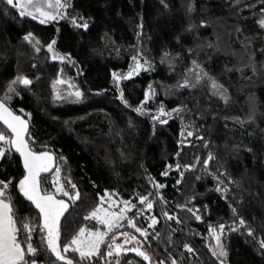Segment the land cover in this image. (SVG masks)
Instances as JSON below:
<instances>
[{
	"label": "trees",
	"instance_id": "obj_1",
	"mask_svg": "<svg viewBox=\"0 0 264 264\" xmlns=\"http://www.w3.org/2000/svg\"><path fill=\"white\" fill-rule=\"evenodd\" d=\"M41 20L0 0V93L16 75L30 81L5 103L26 117L29 147L53 151L61 184L79 198L58 194L67 199L66 259L37 227L29 264H222L210 245L219 225L225 264H264V0H71L67 17ZM57 77L80 95H55ZM22 172L14 148L0 158L17 227L39 226V210L17 190ZM51 172L40 174L42 190L53 191ZM104 190L140 209L147 197L156 223L137 215L146 236L124 224L82 259L67 243L81 226H99L86 217ZM123 233L148 260L133 248L108 255Z\"/></svg>",
	"mask_w": 264,
	"mask_h": 264
},
{
	"label": "snow or ice",
	"instance_id": "obj_2",
	"mask_svg": "<svg viewBox=\"0 0 264 264\" xmlns=\"http://www.w3.org/2000/svg\"><path fill=\"white\" fill-rule=\"evenodd\" d=\"M8 5L22 9L20 15H33L32 12L27 11L28 7L32 5V0H17L14 3V0H6ZM56 7H62L60 0H55ZM51 6V4H49ZM36 12L45 19L41 20V23H44L46 19H54L50 13L42 11L40 8H36ZM264 23V22H262ZM87 27V25H84ZM31 34H29L30 36ZM29 36H26L25 39H29ZM52 45H49L51 49ZM21 83L27 85L30 83L27 79L20 80ZM15 83V82H14ZM77 96L80 95L79 92L76 93ZM9 99L6 95L3 98H0V121H3L4 125L7 126V129L10 130L11 136L4 131L0 130V142L8 145L7 149L0 148V158H3L6 152L10 153L12 148L23 157L24 168L26 174L23 179L19 181V191L20 193L29 201H31L35 207L39 210L40 219L42 224L37 226L34 221L24 222L20 228L17 227V221L14 218L15 212L11 203L5 202V193L9 188V185L12 181H0V264H29L26 259V255H35L37 249L33 247L32 243V233L36 231L37 227L41 232L46 231V235L43 237V240L46 241L47 248L55 254L58 260H65V256L62 255L61 249L59 248V238H60V217L64 214V210L67 208V205L63 200H57L52 195H41L40 189V174L42 172L49 171V164L47 162L52 160V157L47 152L35 153L33 152L28 142L25 140V135L28 132V123L25 120H22L19 116L13 114L5 107V102ZM211 159V157H209ZM56 172L59 173L60 169L57 167ZM72 189H75V185L68 182ZM162 187V186H160ZM58 192H61L64 196H69L71 200H76L79 198V193L70 196L69 191H66L64 186L61 185L57 188ZM109 195L106 193V196ZM103 199V198H102ZM10 200V198H9ZM141 202L146 203L147 208L151 209L152 204L148 201L147 197H141ZM128 204L127 201L124 202ZM133 207H135L133 205ZM104 211L105 216L103 218L98 217V213ZM126 209H121L120 214H113L107 212V210L97 208L92 213H90L87 218H96L99 223L104 225L107 228V231L101 232L97 231L95 233H89L90 239L87 241L78 240L74 237L71 241L72 245H77L73 251H78L81 258H87L91 256L93 252L98 251L100 245L104 242V237L108 235V232H111L114 228H120L123 225L121 221L124 220V212ZM167 215V213H165ZM128 225L135 228V224L131 219L127 221ZM156 221L153 219V224ZM243 223V221H241ZM223 228V225L220 226ZM137 232H140L141 235L146 236V231H142L140 228H136ZM21 232L24 233L22 239H18L21 235ZM85 232L84 228L80 229V234ZM127 236V233H123ZM218 239V238H217ZM115 237H113V241ZM26 245V247H25ZM87 247V251L83 248ZM264 246V245H262ZM112 245H109L111 248ZM187 247V245L185 246ZM116 248L119 250L120 245H116ZM137 252V255L142 256L145 260L149 259V256L139 249H133ZM191 251V249H189ZM64 252L68 251V247L65 246L63 249ZM111 255V252L108 253ZM220 255H226V253L221 250ZM31 264H36L35 260ZM66 264H72L71 260H67ZM162 264V262H161ZM175 264V261H173Z\"/></svg>",
	"mask_w": 264,
	"mask_h": 264
},
{
	"label": "rangeland",
	"instance_id": "obj_3",
	"mask_svg": "<svg viewBox=\"0 0 264 264\" xmlns=\"http://www.w3.org/2000/svg\"><path fill=\"white\" fill-rule=\"evenodd\" d=\"M71 0H60L62 7H56L55 5V0H32V5L28 7L27 11L32 12L33 15H29L31 17H34L36 19H44V17L40 16L38 12H36V8H40L42 11H46L50 13L52 16L55 18H65L68 15V6L70 4ZM17 0H14V3H16ZM51 4V6H49ZM17 8V7H16ZM18 11L20 12L22 9L17 8ZM29 36L28 34L25 35ZM51 45L50 43L47 44L49 47ZM50 49V48H49ZM50 54L52 58L58 59L62 57V54L60 53L59 50L54 49L51 47L50 49ZM21 76H14L9 79V81L6 83L4 89L0 93V98L5 97L6 95L10 97L13 93L18 92V87L21 84L20 80H22ZM15 82V83H14ZM79 92L78 88L74 84L72 80L69 79H63L61 77H57L54 83V92L55 95H63L67 92ZM4 145L3 142H0V148H2ZM58 167L57 164L54 165L52 168V172L50 173V179L53 183V192L58 195L61 192L57 191V188L61 186V181L59 177V173L56 172V168ZM45 191V190H44ZM106 193L109 194L106 196ZM142 196H139V199H141ZM103 198V199H102ZM127 201L128 204H125L124 202ZM135 205L132 200H130L127 197H124L120 194L115 193L112 190H104L103 193L100 195V200L96 204V206L88 213H92L94 210H96L98 207L104 210H107L109 213L113 214H120L121 209H126L124 212V220L121 221V224H127V221L131 219L133 223L135 224V228L132 227L133 229L136 230V228H140L142 231H144L143 227H139L136 224L137 221V215H141L143 218H145L147 224H152L153 219L156 221V216L153 213L152 209H148L146 203H144V207L140 209V207H133ZM133 210V211H132ZM98 217L103 218L105 216V212L101 211L98 214ZM98 220V219H97ZM221 225L213 228L212 231V241L210 245L213 247L215 252L218 254L219 258L221 259L222 264H225L224 262V255H220V251L223 250L225 252V248L223 246V230L220 227ZM131 227V226H130ZM84 228L85 232L83 234H80V229ZM97 231H107V228L102 225L101 223L97 227H86V226H81L77 232L71 237L70 241L67 243V245L75 248L77 245H72L71 241L74 237H76L78 240H83L87 241L90 239L89 233H95ZM106 237V236H105ZM104 237V238H105ZM132 235H122L120 237L115 238L113 245L111 248H109V252H112V255L117 254L125 249H138L139 245L134 244L135 243V237ZM218 238V239H217ZM129 244V245H127ZM116 245H120L119 250L116 248ZM127 245V246H126ZM83 250L87 251V247L83 248ZM96 252V251H95ZM94 253V252H93ZM36 264H45L44 262L41 261H35Z\"/></svg>",
	"mask_w": 264,
	"mask_h": 264
},
{
	"label": "water",
	"instance_id": "obj_4",
	"mask_svg": "<svg viewBox=\"0 0 264 264\" xmlns=\"http://www.w3.org/2000/svg\"><path fill=\"white\" fill-rule=\"evenodd\" d=\"M5 107H7L8 109H9V111H11V112H13V114L14 115H16V116H19L22 120H25V121H27V119H26V117H24L22 114H20V113H18V112H15V111H13L10 107H9V105L7 104V103H5ZM0 123L7 129V126L6 125H4V123H3V121H0ZM8 131H9V133H10V135H9V137L10 138H14V137H12L11 136V132H10V130L9 129H7ZM25 140H26V138H25ZM27 141V140H26ZM14 148V147H13ZM15 149V148H14ZM33 152H35V153H41V152H47L51 157H52V160L51 161H49V162H47L48 164H49V171L54 167V165H55V155H54V153H53V151L52 150H50V149H42V150H34V149H32V148H30ZM18 153V152H17ZM18 155H19V158H20V162H21V165H22V167H23V172H22V174L18 177V179H17V181H16V186H17V190H18V192L20 193V191H19V188H18V185H19V181L21 180V179H23V177H24V175L26 174V170H25V168H24V163H23V157L18 153ZM43 173V172H42ZM40 189H41V185H40ZM21 194V193H20ZM41 195H52V196H54V198L55 199H57V200H63V201H65L66 202V198L65 197H63V196H58V195H56L53 191H44V190H42L41 189V193H40ZM22 195V194H21ZM41 223H42V221H41Z\"/></svg>",
	"mask_w": 264,
	"mask_h": 264
},
{
	"label": "crops",
	"instance_id": "obj_5",
	"mask_svg": "<svg viewBox=\"0 0 264 264\" xmlns=\"http://www.w3.org/2000/svg\"><path fill=\"white\" fill-rule=\"evenodd\" d=\"M5 202L6 203H9V200L5 198ZM46 235V231L45 232H42V237H44ZM46 242V241H45Z\"/></svg>",
	"mask_w": 264,
	"mask_h": 264
},
{
	"label": "built area",
	"instance_id": "obj_6",
	"mask_svg": "<svg viewBox=\"0 0 264 264\" xmlns=\"http://www.w3.org/2000/svg\"><path fill=\"white\" fill-rule=\"evenodd\" d=\"M12 178H13L12 175H9V177L7 179L3 180V181H10V180H12Z\"/></svg>",
	"mask_w": 264,
	"mask_h": 264
}]
</instances>
